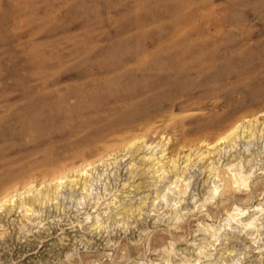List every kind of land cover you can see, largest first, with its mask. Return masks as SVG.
<instances>
[{
    "label": "rangeland",
    "instance_id": "1",
    "mask_svg": "<svg viewBox=\"0 0 264 264\" xmlns=\"http://www.w3.org/2000/svg\"><path fill=\"white\" fill-rule=\"evenodd\" d=\"M263 124L264 0H0V264H264Z\"/></svg>",
    "mask_w": 264,
    "mask_h": 264
},
{
    "label": "bare ground",
    "instance_id": "2",
    "mask_svg": "<svg viewBox=\"0 0 264 264\" xmlns=\"http://www.w3.org/2000/svg\"><path fill=\"white\" fill-rule=\"evenodd\" d=\"M263 126H264V124H263ZM248 129H249V126H245V124L235 125L234 127H232L231 130H229V132H227L224 136H222L218 140V143H214V144H210L209 143V144H207L206 145V147H207V149H206L207 153L206 152H203V154H201L200 156H198L202 161H203V158L204 159H207V161H209V163L207 164L206 167L210 170V172H211L210 174L213 175V177H216V178L222 175L224 177V180L223 181L224 182H227V183H225L226 184V187L229 186L230 189L233 188V186L236 185V183L240 182V180H242V178H240V176H239L238 173H236L234 175V173H233L235 171L234 170V165H232L231 162L228 163V164H226V167L225 168L224 167L223 168H219V167H217V165L214 166L215 165V163H214L215 162L214 161L215 159L212 160L211 154H213L215 152H213L212 150L215 149V148H217V145L219 144L220 141H225V142H228L229 144H234L235 141H237L240 136H243V135L245 136L246 134H249L250 135V138L253 137V136H255V131L254 130H249L248 131ZM263 131H264V127H263V129L260 132H263ZM138 143L139 142H135L131 146H136V145H138ZM139 145H142V144H139ZM138 148L140 149L141 147H138ZM165 151L166 150H162L161 151V156L160 157L158 156V157H156L154 159H153V157H151V158H148V159L153 161V163H154L153 167L158 166L157 167L158 168L157 169V173L159 174V178L160 179L163 180L164 178H167L168 176H171V186L169 187V190H171L172 189V185L174 183L180 182L183 176H182V173L179 170L180 167L177 164V161L176 160L171 159L169 162H165L168 159L167 156H166V152ZM199 154H200V152H198L197 155H199ZM153 156H154V154H153ZM92 165L93 164L90 163V164H87L85 166L80 167L77 170L74 169V171H73L74 174L73 175L71 173H65V174L60 175L58 177V179L56 180V184H55L56 194H58L59 189L65 183H69V184L70 183H74L75 180H76L75 179V176H85V175L88 176L90 174V172L92 171L91 170L92 169L91 168ZM222 176H221V178H222ZM239 178H240V180H239ZM217 179H220V178H217ZM87 184H88V179H85V181L81 184V186L84 189L83 191H88ZM227 184H229V185L227 186ZM36 189H38V188H36ZM36 189L33 186H28V187H26V191H24V192H20L19 190H16L15 193H10V194L8 192V195L6 194V196H4L3 199L0 200V209H5V211L7 209V211L9 213H11L15 209L21 208V209H23V211L25 212L26 215H29L31 213H34L35 212V205H36V203H39V204L43 205L45 199L46 200L47 199L48 200L50 199V195L49 194L42 193V190H36ZM36 192H37L38 195H35ZM31 193H33L34 197H32V196L31 197H27L28 194H31ZM50 193H51V191H50ZM226 193L227 192H225L224 194H226ZM56 197H55V199H56ZM256 208L258 210H260L261 212L264 211V209L263 208L260 209L259 206H256ZM236 210H237V214L238 215H242V216H245L246 215L245 214L246 212H245L244 209L236 208ZM254 216L255 215L251 216L247 221H244V222L241 223L242 226L245 229L252 228V227H256V218ZM234 218H235L234 220H236V217H234ZM230 222H231V220H230ZM209 230H210V228H209ZM206 231H207V229H206ZM214 231H216V230L214 229L213 232ZM211 232H212V230H211ZM213 238H214V240H213L214 242H217L220 239L215 234H213ZM213 246H214V244H213ZM165 264H167V261L165 262ZM196 264H200V261L198 260Z\"/></svg>",
    "mask_w": 264,
    "mask_h": 264
}]
</instances>
